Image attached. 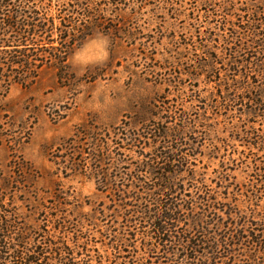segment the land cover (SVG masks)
<instances>
[{
	"label": "rangeland",
	"instance_id": "obj_1",
	"mask_svg": "<svg viewBox=\"0 0 264 264\" xmlns=\"http://www.w3.org/2000/svg\"><path fill=\"white\" fill-rule=\"evenodd\" d=\"M225 1H125L117 11H108L103 24L73 50L62 78L46 65L32 84L11 85L0 99V191L7 193L11 220L18 216L16 229L39 227L38 244L63 241L76 264H264V156L238 138L252 132L251 125L264 135V122L258 117L247 123L224 102L215 108L220 90L204 75L191 74L207 48L227 60L225 45L209 38L203 42L208 36L218 41L228 32L227 21H236L226 14ZM228 1L234 7L250 2ZM254 81L263 84L256 77ZM223 106L228 111L219 109ZM179 115L202 126L182 141L198 183L190 182L186 173L180 177L184 185L175 198L181 218L173 236L206 243L214 239L215 259V253L200 249L194 254L178 244L157 245L148 224H131L124 216L139 202L130 198L124 207L111 189L103 191L95 181L96 134L112 157L124 153L118 170L112 162L103 170L130 173L142 157L124 141L114 144L115 129L138 130L153 118L172 125L170 117ZM134 187L122 181L126 193ZM209 197L218 203L206 213L198 205ZM191 200L197 204L188 206ZM198 216L208 223L206 233L193 227ZM60 226L66 231H59ZM238 239L235 248L224 246Z\"/></svg>",
	"mask_w": 264,
	"mask_h": 264
},
{
	"label": "trees",
	"instance_id": "obj_2",
	"mask_svg": "<svg viewBox=\"0 0 264 264\" xmlns=\"http://www.w3.org/2000/svg\"><path fill=\"white\" fill-rule=\"evenodd\" d=\"M16 1L24 5L16 4ZM125 1L127 5L129 0H55L57 9H52L54 0H41L39 3L36 0H0V99L15 83L23 86L32 84L40 69L46 65L57 70L59 79L66 75L67 60L73 50L92 34L94 27L99 28L103 24L108 11H117ZM145 1L133 0V3L145 4ZM225 3L226 14L236 17L239 22L227 21L230 26L225 29L228 31L224 32L225 35L218 36V41L208 36L203 42L209 38L225 45L223 52L227 60L224 61V58H220L222 55L213 54L207 48L203 52L205 57L191 74L194 78L204 75L207 82L214 83L220 90L218 98H215V108L218 103L222 106L224 102L232 106L234 112L245 116L247 123H256V120H260L258 117L264 122V0L245 1L239 7H234L228 0ZM255 77L263 84L256 85ZM227 106L219 109L228 111ZM152 115L157 116L156 113ZM170 118L173 119L172 125L153 118L138 130L130 131L122 127L115 129L117 140H113L114 144L121 145L124 141L130 146V151L136 148L133 151L142 157L137 161V168L130 173L117 172L110 175L103 170L102 166L110 162L118 170L119 163L125 161L122 157L124 153L116 152L118 157H112L109 148L101 145L102 137L96 134L95 181L101 190L111 189L117 196L116 200L124 207H127L130 198L139 202L132 211L127 209L124 216L129 219L128 223L138 221L142 225L148 224L149 236L157 245L178 244L194 254L200 249L202 252L215 253L212 254L216 255L215 259L218 245L214 239L206 243L187 235L173 236L175 223L181 218V209L175 198V194L180 193L184 185L180 177L186 173L190 182L195 186L198 183L196 172L188 168V155L183 152L182 141L187 134L201 127L202 122L198 121L197 124L196 121V124L191 125L180 115ZM250 127L253 129L251 133L249 130V133L244 131L238 138L246 142L248 148L256 149L264 156V135H259L254 126ZM173 144H176L175 148ZM145 147L151 151L145 153ZM137 148L142 151H137ZM192 148L193 155H197V147ZM251 154L257 156V152ZM123 180H129L135 186L132 193L122 190ZM135 181L139 183L135 185ZM131 194L134 196L130 197ZM6 197L7 193L0 191V264H76L71 248L65 246L63 241L58 243L50 240L41 246L38 244V238L42 237L39 227L24 224L16 229L15 219L18 216L11 220L14 213L6 209V205H9L5 202ZM216 203L217 199L202 198L198 207L207 213L215 209ZM195 204V201H187L188 206ZM205 222L202 216H198L193 220V227L201 234L206 233L209 226ZM62 230L66 231L60 226L59 231ZM236 235L233 234L231 238H236ZM238 241L232 243L231 247L225 242L224 246L235 248L240 245L241 239ZM258 242L263 243L262 240ZM95 264L104 263L96 261Z\"/></svg>",
	"mask_w": 264,
	"mask_h": 264
}]
</instances>
